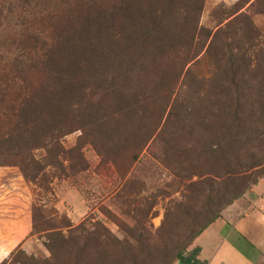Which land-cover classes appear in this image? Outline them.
<instances>
[{"label": "rangeland", "instance_id": "rangeland-1", "mask_svg": "<svg viewBox=\"0 0 264 264\" xmlns=\"http://www.w3.org/2000/svg\"><path fill=\"white\" fill-rule=\"evenodd\" d=\"M79 1L0 0V140L15 134L25 101L34 104L11 61H35L22 46L53 44L61 30L86 41L70 24L94 19L102 2L85 11ZM141 2L136 21L122 11L102 29L114 63L99 73L80 58L72 87L49 97L51 119L31 151L41 179L0 167V264H176L215 214L238 221L255 199L249 166L264 153V122L221 120L215 88L225 79L233 95V73L239 91L264 94V0ZM28 75L31 95L52 85L49 74ZM228 242L259 259L237 233Z\"/></svg>", "mask_w": 264, "mask_h": 264}, {"label": "trees", "instance_id": "trees-1", "mask_svg": "<svg viewBox=\"0 0 264 264\" xmlns=\"http://www.w3.org/2000/svg\"><path fill=\"white\" fill-rule=\"evenodd\" d=\"M81 1L85 11H87V6L90 3L95 5L102 2V5H95L93 13H90L93 14L94 19L88 20L87 14L85 15V13H83L81 16L79 15L78 19L75 18V21L70 24L72 30H75L72 26L75 23L82 27L79 33L86 35V41H75L71 39V37L67 38V35L72 34L71 31L61 30L63 32L61 33L62 35H60L53 44L42 43L37 46L20 45L23 47V51L30 50L32 52L39 53V57L35 59V61L21 60L17 58L10 63L11 70L15 72V77H17L16 79L20 83L18 88L20 89L22 85V88L27 90L26 95L33 96L31 102L34 104L32 106H27L30 101H25L23 105L24 107L20 108L17 112L18 123L16 127L18 126V128H16V132L14 131L15 134L10 136L8 135L5 138L3 137L0 140V167L10 164L18 166L23 178L30 183H34L43 176V168H41V165L35 159L31 151L33 149L40 148L38 144L40 139V123L42 122L43 124H46L47 120L51 119V115H43L44 109L52 106L50 105L49 97L58 94L56 93V89L66 92L68 88L72 87V83L75 81L77 75L82 74L79 67L80 58L85 63L90 65L91 71L94 70L99 73L102 69L103 63L106 64L109 62L113 64L117 57L115 55L113 56V52L110 48L108 50L105 46H103L104 43L113 42V39H111L110 36L106 37L104 30H102L105 29L104 25H109V22L115 19L116 13L119 12L122 14V11L127 13V19L130 21H136V19H134L135 15L141 11L143 6L141 0H126L125 2H123V0H110V2H116L114 6H111L105 0H90V2H86V0ZM76 3L77 7L81 6V2L79 0H76ZM68 12L70 13L72 10ZM24 16L26 18L28 17L25 13ZM87 33L92 35L91 39L101 44V46L99 47L95 42H87ZM148 36L150 37L149 33L145 34L144 38H147ZM179 46L181 45L170 44L167 47V51H172ZM187 57L188 56L185 58L186 61L182 70H184L188 63L194 59L192 57ZM32 72L36 74H49L52 78L50 80V84L52 85H40L38 93L31 95L28 91V73L31 74ZM167 74L168 70L163 72V77L161 78V84L159 87L163 88L167 86V83H165L168 79ZM253 76H255V78L258 77L256 75ZM228 78L230 85L233 86L234 89L233 95L231 93V88L225 86V84H227L225 79L223 83L219 84L215 88V90H220V95H223L218 97L220 103L222 104L220 106L221 114H219L218 117L225 121L232 119L243 123L245 120L247 121L248 119H251L256 122L263 123L264 94L262 92H257L256 97H254V94H251L250 90L247 89V85L244 90L242 89L239 91V89L236 88L237 83L234 81V74L232 73V75ZM23 96H25L24 93ZM254 103L263 106L260 113L254 109ZM53 132L55 131L53 130ZM238 137H240V135L236 133L235 138ZM253 161L254 162L251 166H249V169H255V172L257 173L255 179L252 180V185L255 186L258 183V180L264 177V153L262 152L261 157L254 158ZM235 177H237V175H235ZM217 219L218 215L215 214V217L211 220V222L208 223L194 237V239ZM198 252L199 250L194 248L188 254H178L177 264H206V262H200L197 259ZM19 264L23 263L19 262Z\"/></svg>", "mask_w": 264, "mask_h": 264}, {"label": "crops", "instance_id": "crops-1", "mask_svg": "<svg viewBox=\"0 0 264 264\" xmlns=\"http://www.w3.org/2000/svg\"><path fill=\"white\" fill-rule=\"evenodd\" d=\"M251 201L246 214L238 221L231 219L232 212L218 218L205 228L193 241V249L199 250L197 259L206 264H264V177L253 186ZM230 210V209H229ZM247 224L248 229L243 230ZM241 228V233L238 232ZM243 230V231H242ZM232 233H237L252 248L259 259L246 260L228 242ZM177 264V263H176Z\"/></svg>", "mask_w": 264, "mask_h": 264}]
</instances>
